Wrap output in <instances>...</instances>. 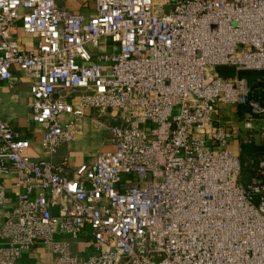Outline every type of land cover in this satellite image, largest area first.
<instances>
[{
  "label": "built area",
  "instance_id": "built-area-1",
  "mask_svg": "<svg viewBox=\"0 0 264 264\" xmlns=\"http://www.w3.org/2000/svg\"><path fill=\"white\" fill-rule=\"evenodd\" d=\"M61 1L0 0V81L28 79L46 155L84 130L89 110L116 113L110 148L70 178L25 155L28 141L0 117V173L18 175L0 264L37 244L57 264H264V154L246 183L253 159H240L241 145L264 146V102L238 76L264 71V0H83L89 15ZM107 41L115 48L99 53ZM227 106L247 109L238 127L221 121ZM56 229L94 253H73Z\"/></svg>",
  "mask_w": 264,
  "mask_h": 264
},
{
  "label": "crops",
  "instance_id": "crops-1",
  "mask_svg": "<svg viewBox=\"0 0 264 264\" xmlns=\"http://www.w3.org/2000/svg\"><path fill=\"white\" fill-rule=\"evenodd\" d=\"M80 2L81 0H62L61 4L70 11L82 12L89 15L91 13V5H82ZM23 36L27 35L20 31L19 37L21 41L24 38ZM27 39L26 42L29 45L28 49H30L33 43L29 37ZM28 86V79L17 71L14 72L10 83L0 81V117L28 141L29 148L25 150V155L35 159H45L54 165L60 166L68 176L72 178V172L75 167L88 162L94 154L106 147L103 146L106 141V132L103 129L105 128V121H96V119H99L96 115L97 111H87L84 119V124H86L84 130L78 133L73 141L65 143L66 145L63 147L60 146L54 155H46L39 147L41 130L33 123L31 118L29 109L31 97ZM107 114L110 115L109 118L107 115L105 116V114L102 115V117L105 116L106 120L110 119L109 121H112L116 113L110 111L107 112ZM236 143H238L237 140L232 141V146L235 147ZM242 147L243 145L240 146V149ZM17 178L18 175L13 169H9L7 173H0V184L4 188L6 198L4 209L0 210V226L3 222V212L11 211L16 205L14 193ZM22 191H24V189H22ZM35 194L36 192H33L32 195ZM53 214L56 215L57 210H53ZM54 239L56 241L64 240L68 242L71 251L79 256L86 257L94 253V250L87 246L83 239L73 241L69 237L57 232V229L55 230ZM18 264L57 263L50 246L37 244L30 250L22 253Z\"/></svg>",
  "mask_w": 264,
  "mask_h": 264
},
{
  "label": "trees",
  "instance_id": "trees-1",
  "mask_svg": "<svg viewBox=\"0 0 264 264\" xmlns=\"http://www.w3.org/2000/svg\"><path fill=\"white\" fill-rule=\"evenodd\" d=\"M239 77L244 78L251 88V98L264 102V71H243L238 74ZM264 154V146L251 145L240 149V159L242 163L253 159L252 164H247L242 169L241 179L243 182H248L256 174V166Z\"/></svg>",
  "mask_w": 264,
  "mask_h": 264
},
{
  "label": "rangeland",
  "instance_id": "rangeland-1",
  "mask_svg": "<svg viewBox=\"0 0 264 264\" xmlns=\"http://www.w3.org/2000/svg\"><path fill=\"white\" fill-rule=\"evenodd\" d=\"M80 3H82V5H85V3H84V1L83 0H81V2ZM60 5L62 6V4L60 3ZM88 5H90V4H88ZM24 38L22 39V42H23V44L27 47V49H28V44H27V38H28V36H23ZM115 47H114V45L113 44H111L110 42H108L107 41V43H105V44H101L100 45V47H99V53H102V52H104L105 50H107L108 52H110V49L111 50H113ZM93 111H95V110H93ZM223 112H226V113H223ZM245 112H247V109L245 108V107H242V106H227V107H225V110L224 111H222L220 114H221V116H222V118H221V121L222 122H224V123H228V125H232V126H236V127H238L239 126V124L241 123V120L243 119V114L245 113ZM98 114V113H97ZM96 114V115H97ZM108 116V118H109V116L110 115H108L107 113L105 114V116ZM105 116H103L102 117V115L101 116H99V119H96V121H100V122H103V121H105V128H103L104 129V131L106 132V137H105V139H106V141H105V143L103 144V146L105 147L103 150H101V151H104V150H108L109 148H110V146H109V141H108V130H107V125H109V124H114L116 121L114 120L115 119V117H114V119L112 120V121H109V120H106L105 119ZM85 122H86V120H85ZM87 123V122H86ZM86 127V124H84V128ZM64 145H66V144H62L61 145V147H63ZM256 145H258V144H256ZM246 147H249V146H251V145H245ZM255 146V145H254ZM95 155V154H94ZM93 155V156H94Z\"/></svg>",
  "mask_w": 264,
  "mask_h": 264
},
{
  "label": "water",
  "instance_id": "water-1",
  "mask_svg": "<svg viewBox=\"0 0 264 264\" xmlns=\"http://www.w3.org/2000/svg\"><path fill=\"white\" fill-rule=\"evenodd\" d=\"M215 71L221 79L233 78L235 76L234 68L217 66Z\"/></svg>",
  "mask_w": 264,
  "mask_h": 264
}]
</instances>
